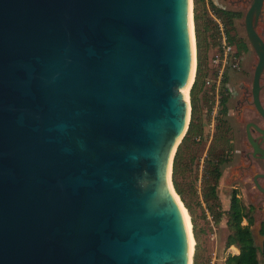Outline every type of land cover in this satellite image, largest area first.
Wrapping results in <instances>:
<instances>
[{
    "label": "water",
    "instance_id": "water-1",
    "mask_svg": "<svg viewBox=\"0 0 264 264\" xmlns=\"http://www.w3.org/2000/svg\"><path fill=\"white\" fill-rule=\"evenodd\" d=\"M192 4L0 0V264H192L172 179ZM263 6L253 0L245 27L264 117Z\"/></svg>",
    "mask_w": 264,
    "mask_h": 264
},
{
    "label": "rangeland",
    "instance_id": "rangeland-1",
    "mask_svg": "<svg viewBox=\"0 0 264 264\" xmlns=\"http://www.w3.org/2000/svg\"><path fill=\"white\" fill-rule=\"evenodd\" d=\"M214 1L219 6H223L233 11H240L243 16L236 19L233 24L227 25L225 20L216 14L212 6L207 3V18L212 19L210 25L211 28L207 32V38L210 46H212H209L208 54L203 58V66L206 70L216 69L213 65L212 58L218 52L222 43V31L225 32L228 42V28L230 35L235 36V43H231V45L234 46L235 51H238L237 42L239 39L247 42V50L238 53V67L236 69H229V82L227 86L229 87L230 93L227 106L230 109L240 108L245 113L243 118L246 114H254V122H257L261 127H264V119L252 103V83L255 68L258 63V56L249 42L245 27V16L251 7L253 0ZM193 7L194 5L192 4V10ZM257 31L264 39V6L262 15L257 24ZM212 33L216 35V38L210 36ZM194 48L196 66L193 78H196L198 64L196 35L194 38ZM192 82L194 84V79ZM261 85L262 90L260 96L261 102L264 106V72L261 77ZM214 90L204 83L203 88L199 93L198 109L194 121L195 127L193 131L190 132L192 105L190 97L191 88L189 89L190 110L188 125L185 135L175 153L176 156V154L180 152L179 162L181 168L178 172L179 185L191 206V209H188L180 194L177 192L184 207L189 213L191 221L190 231L195 239L191 255L192 264H194L195 259H197L198 264H226L229 255L240 253V249L236 244L227 245V239L231 233V229L227 222L229 218L231 198L233 195V186L238 185L240 195H237V197L243 202V204L248 206L250 201L254 203L253 209L249 212V215L254 219V223L251 226L253 237L258 246H262L264 242V235L261 234V227L264 223V194L260 192L255 185L254 189L252 188L254 196L252 192H250L252 186L251 174L253 173V170L254 174L264 171V161L262 160L259 162L261 168L258 167V164L255 161L254 167L250 168L248 165L251 164V161L243 157L241 161L242 167L228 166V168L225 169V175L222 178L220 177L217 182H215L214 177L211 176L210 168H208L205 163L207 161L205 154L208 150L207 146H209L210 143V137H207L213 133V126L218 125L220 116L219 110L222 107L218 104V98L221 95V90L223 92L224 88L221 86L219 88L220 91L217 89ZM240 98H243V100L247 99L248 101L239 102ZM249 115L248 117H250ZM257 134L258 133H254V135ZM198 138L203 139V141H199ZM244 147L247 150L250 149V145L246 139L244 140ZM259 182L264 186V177H260ZM213 186H215V193H212L211 188ZM247 223L248 217L243 220L242 224L246 225ZM261 264H264L262 257Z\"/></svg>",
    "mask_w": 264,
    "mask_h": 264
},
{
    "label": "trees",
    "instance_id": "trees-1",
    "mask_svg": "<svg viewBox=\"0 0 264 264\" xmlns=\"http://www.w3.org/2000/svg\"><path fill=\"white\" fill-rule=\"evenodd\" d=\"M207 3L212 6L214 12L222 17L227 25H231L234 23L236 19H239L243 16L240 11H233L227 9L223 6H219L214 0H193V15H194V28L196 35V44H197V72L195 82L191 88L190 97H191V105H192V118L190 123V132L193 131L195 127V118L198 109L199 102V93L203 88V85H207V81L209 79L216 80L218 74V68L215 70H206L203 66V58L208 54V48L210 46L207 38V32L211 28V18H207L208 10L206 8ZM229 34V44L235 43V36H231L229 32V28L227 30ZM212 38H216L214 33L210 34ZM214 45V44H213ZM218 45V44H217ZM222 45V44H221ZM220 45L218 51H221L222 46ZM212 46V45H211ZM210 46V47H211ZM238 51H236V56H238L241 51L247 50V42L239 39L237 42ZM209 71V73H208ZM211 72V73H210ZM209 78V79H208ZM229 80V69L226 70L224 78L222 80L221 86H223L224 91L221 90V95L219 96V104L222 106L219 110V113L222 114L226 112L229 107L227 106V102L229 99V91L226 87V83ZM209 88L216 89V83L212 85H207ZM220 86V87H221ZM215 91V90H214ZM220 91V90H219ZM220 121L218 122V126ZM180 152H178L174 159L173 164V184L175 186L176 191L180 194L182 200L184 201L186 207L191 209L190 204L188 203L186 197L183 194V190L181 189L178 181V172L180 167ZM211 176L214 177L215 182L218 181L220 174L215 171L211 172ZM212 193H215V186L212 188ZM252 209H248L245 204L234 194L231 198V206L229 210V218H228V226L231 229V233L227 239V245L236 244L239 249V254H231L228 256L226 260V264H261V257L264 260V242L262 246H258L255 243L253 232L251 226L254 223V219L249 215V212ZM248 217V223L243 225L244 218ZM261 234L264 235V223L261 227ZM194 264H198L197 259L194 260Z\"/></svg>",
    "mask_w": 264,
    "mask_h": 264
},
{
    "label": "flooded vegetation",
    "instance_id": "flooded-vegetation-1",
    "mask_svg": "<svg viewBox=\"0 0 264 264\" xmlns=\"http://www.w3.org/2000/svg\"><path fill=\"white\" fill-rule=\"evenodd\" d=\"M254 79V78H253ZM229 82V81H228ZM228 82L226 83V87L230 93L229 87L227 86ZM231 89V88H230ZM241 101H248L247 99L243 100V98L239 99V102ZM252 103L254 105V98H253V83H252ZM219 104V100H218ZM239 106V104H238ZM259 113V112H258ZM245 113L240 109H228L226 112L220 114L219 113V126H213V133L209 135L207 138L210 137V143L209 146H207L208 150L205 154V158L207 161L204 162L210 168V171H215L216 173L220 174V177L222 178L225 175V169L229 167H235L239 166L242 167L241 161L242 158L245 157L249 161H251V164L248 165L250 168L254 167V161L258 164V167L261 168V165H259L260 161H264L263 158L260 157L259 154L254 155V145L250 143L248 138V130L251 132V135L254 138L261 143V147L264 148V139L263 134L260 133L254 126L256 124L260 128L261 127L257 122H254V114L248 115L243 118V115ZM260 114V113H259ZM261 115V114H260ZM261 117L264 119V117L261 115ZM249 128V129H248ZM254 133H258L257 135H254ZM206 138V136H205ZM247 140L250 149L247 150L244 147V140ZM199 141H203V139L198 138ZM264 175V171L257 172L254 174H251V191L252 188L255 187L264 194V192L259 188L258 184L264 188L259 182V178ZM219 177V178H220ZM233 195L236 194V196L240 195V192L238 191L239 187L233 186ZM254 196V192H252ZM232 195V196H233ZM254 203L249 202L247 208L253 209ZM245 219V218H244ZM253 232V231H252Z\"/></svg>",
    "mask_w": 264,
    "mask_h": 264
},
{
    "label": "built area",
    "instance_id": "built-area-1",
    "mask_svg": "<svg viewBox=\"0 0 264 264\" xmlns=\"http://www.w3.org/2000/svg\"><path fill=\"white\" fill-rule=\"evenodd\" d=\"M222 49L218 51L212 58L213 65L218 68V74L216 80L209 79L207 85H212L216 83V89L219 90L224 75L227 69H236L238 67L239 58L236 56V51L234 46L229 44L227 36L224 31H222Z\"/></svg>",
    "mask_w": 264,
    "mask_h": 264
},
{
    "label": "bare ground",
    "instance_id": "bare-ground-1",
    "mask_svg": "<svg viewBox=\"0 0 264 264\" xmlns=\"http://www.w3.org/2000/svg\"><path fill=\"white\" fill-rule=\"evenodd\" d=\"M195 60H194V64H193V73H192V78H191V82L192 80L194 79L193 78V74L194 73V69H195ZM189 89V87H188ZM188 92V90H187ZM183 207V206H182ZM183 213H184V217H185V221H186V225H187V229H188V232L190 234V256L192 255V252H193V246H194V243H195V239L193 238L192 234H191V221H190V216H189V213L187 212V209L185 207H183Z\"/></svg>",
    "mask_w": 264,
    "mask_h": 264
}]
</instances>
